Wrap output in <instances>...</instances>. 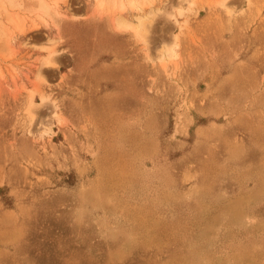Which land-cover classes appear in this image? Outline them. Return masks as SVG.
Listing matches in <instances>:
<instances>
[{
    "label": "rangeland",
    "instance_id": "rangeland-1",
    "mask_svg": "<svg viewBox=\"0 0 264 264\" xmlns=\"http://www.w3.org/2000/svg\"><path fill=\"white\" fill-rule=\"evenodd\" d=\"M0 264H264V0H0Z\"/></svg>",
    "mask_w": 264,
    "mask_h": 264
},
{
    "label": "bare ground",
    "instance_id": "bare-ground-1",
    "mask_svg": "<svg viewBox=\"0 0 264 264\" xmlns=\"http://www.w3.org/2000/svg\"><path fill=\"white\" fill-rule=\"evenodd\" d=\"M134 9H136V7ZM133 19L134 22L130 23L124 18H117L114 27L118 31H126V30L132 31L134 35L138 38V40L142 41L143 44L145 45L147 49L146 55L150 61H159L160 63L165 64L166 61H170L176 57V52L175 49L173 48L174 38H170L171 39L170 41L163 40L164 38L160 39V41L157 42V44L154 42L155 49L153 53L155 57L150 53L149 48H147L148 41L150 38V31L152 27L151 22L153 20V13L151 10L145 13L138 11V14L134 16ZM52 57H53L52 54L49 55L45 63L49 64L51 61H53ZM29 108H30V115L31 117H33L34 113H32V111L35 109L33 101H30Z\"/></svg>",
    "mask_w": 264,
    "mask_h": 264
},
{
    "label": "clouds",
    "instance_id": "clouds-1",
    "mask_svg": "<svg viewBox=\"0 0 264 264\" xmlns=\"http://www.w3.org/2000/svg\"><path fill=\"white\" fill-rule=\"evenodd\" d=\"M47 133H45V135H46Z\"/></svg>",
    "mask_w": 264,
    "mask_h": 264
}]
</instances>
